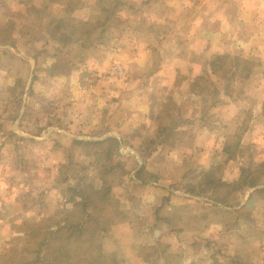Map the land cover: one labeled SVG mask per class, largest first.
<instances>
[{
	"label": "rangeland",
	"instance_id": "rangeland-1",
	"mask_svg": "<svg viewBox=\"0 0 264 264\" xmlns=\"http://www.w3.org/2000/svg\"><path fill=\"white\" fill-rule=\"evenodd\" d=\"M216 2L0 0V264H264V0Z\"/></svg>",
	"mask_w": 264,
	"mask_h": 264
},
{
	"label": "crops",
	"instance_id": "crops-1",
	"mask_svg": "<svg viewBox=\"0 0 264 264\" xmlns=\"http://www.w3.org/2000/svg\"><path fill=\"white\" fill-rule=\"evenodd\" d=\"M216 1H220V2H216V4H217L216 7L218 8V11H225V8L227 6V3H228L227 1L228 0H216ZM233 1H235V4H236L235 6L237 7V11H238V9H240V11H243V9H244V11H247V10L253 11V10L256 9V6H257L258 3H260L259 7H261V4H262L261 0H253L251 5H249V4L246 5V3L249 2V0H233ZM202 9L203 10L205 9L204 11H207L206 10L207 7H204ZM208 11H213V10L209 9ZM260 256H261V251L257 250L255 258L256 259H258V258L260 259ZM254 264H262V263L258 262V263H254Z\"/></svg>",
	"mask_w": 264,
	"mask_h": 264
}]
</instances>
